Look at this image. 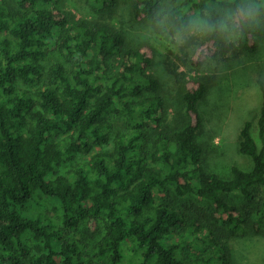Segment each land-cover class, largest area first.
I'll return each mask as SVG.
<instances>
[{"label": "trees", "instance_id": "1", "mask_svg": "<svg viewBox=\"0 0 264 264\" xmlns=\"http://www.w3.org/2000/svg\"><path fill=\"white\" fill-rule=\"evenodd\" d=\"M85 1L82 16L65 0H0V264H236L231 239L264 237V80L263 146L245 120L250 165L222 176L199 141L217 75L186 80L177 64L254 54L264 0H126L132 20L181 33L165 60L173 96L151 45L114 23L122 0Z\"/></svg>", "mask_w": 264, "mask_h": 264}, {"label": "rangeland", "instance_id": "2", "mask_svg": "<svg viewBox=\"0 0 264 264\" xmlns=\"http://www.w3.org/2000/svg\"><path fill=\"white\" fill-rule=\"evenodd\" d=\"M88 6L85 0L63 2V10L73 11L82 16L89 13ZM200 22L198 15H195L192 28L200 27ZM114 23L127 32L133 43L140 41L151 45L153 48L151 70L160 78L168 95L173 96L175 85L165 69V64L167 61H175L176 46L180 42L181 33L176 31L171 34L165 20L157 22L159 26L156 27L145 21L132 20L129 3L126 0L120 2L114 15ZM177 71L186 80L203 74L217 75L216 81L200 105L202 129L199 141L208 168L222 176L229 174L231 165L247 168L250 161L238 153L236 145L242 123L245 120H252L254 139L259 148L263 146L257 136L254 117L260 107V92L256 81L264 80V36L254 54L226 60L219 66H215V62L211 60L199 68L177 64ZM86 157L87 155H76L61 169L80 163ZM230 245L236 264H264V237L239 234L231 239ZM122 264H130L128 258Z\"/></svg>", "mask_w": 264, "mask_h": 264}]
</instances>
